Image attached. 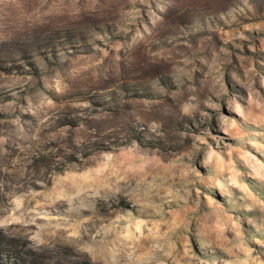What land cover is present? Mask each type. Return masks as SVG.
<instances>
[{
  "label": "rangeland",
  "instance_id": "374dc122",
  "mask_svg": "<svg viewBox=\"0 0 264 264\" xmlns=\"http://www.w3.org/2000/svg\"><path fill=\"white\" fill-rule=\"evenodd\" d=\"M0 264H264V0H0Z\"/></svg>",
  "mask_w": 264,
  "mask_h": 264
}]
</instances>
